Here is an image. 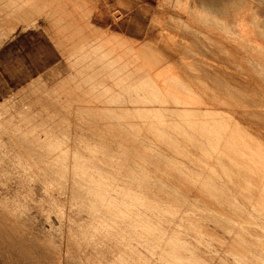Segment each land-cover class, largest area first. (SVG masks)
Returning a JSON list of instances; mask_svg holds the SVG:
<instances>
[{
    "label": "rangeland",
    "instance_id": "1",
    "mask_svg": "<svg viewBox=\"0 0 264 264\" xmlns=\"http://www.w3.org/2000/svg\"><path fill=\"white\" fill-rule=\"evenodd\" d=\"M22 1L23 4L20 3ZM25 1L17 0V2L14 3L15 0H9V1L0 0V9H1L0 17L3 16L2 18H0V264H238L240 263V256L243 264H246V262L247 261L249 262L250 260H252V262L251 261L249 263L247 262L248 264L250 263L252 264L253 262H254L253 264L255 263L257 264L258 263L257 259H252V258H256V256L259 259V262L264 263L262 262L264 260L262 261L260 260V259H264V255L261 254L264 253V246H261L262 244H264V238H262L264 236H261L264 235L261 234L262 231H264V223H262L264 222V218H262L264 217L262 216L264 214L262 213L260 214L258 212L257 214L255 209L254 210L251 209L254 206L253 205H252L253 207L250 206L251 205L250 201L249 203H247L248 201L245 202V200H248L247 198L249 195L247 194L248 191L246 190L247 191L246 193L245 191L240 190L243 187L242 188L238 187L240 191L237 189V186H235L234 188L233 187L234 182L231 181V178L227 177L228 179H226V175L223 174L224 171L221 169V165L215 160L209 161L208 166H211V169H209L210 167L208 166L207 169L206 165L202 166L204 164L203 161L198 162V158L201 155V149L198 150L197 149L198 147L193 146V144H191L193 141L192 138H189L188 140V135L196 134L195 131L185 130V132H182L180 131V129L170 130L168 133L171 134L173 138H177L179 141L178 146H172L169 144L170 143L169 139L166 138L161 139V137L159 136L156 137L155 134H153L152 130H150L152 126H159L157 123H155V121L156 120L158 121V119L164 120L166 123L165 126L167 127L170 125L176 126L178 124V126H184V129H186L187 126L183 124L184 122L182 123L183 118L188 119L189 117L192 116L193 117L195 116V118H197V116L199 115H200L199 118H201L202 115L204 117V113H206L205 114L206 116H209L207 115L208 114L207 110L206 111L204 110L202 114H195V115L192 114V116H190L191 113L187 115L184 114L185 116L184 115L182 116L180 114L177 115L172 114L171 116L166 113H163V115H161L160 118V115L157 114V117H155L156 120H154L155 118L152 117L156 116V113L155 115L154 113H149V114L140 113L139 114L140 116L139 115L136 116L133 113L130 114L123 113L122 115V111L118 108H115L116 109L115 111L112 110L109 111V113H106L108 112V110L104 108L105 106H112V104L113 106L117 104L119 105L123 104L125 106L130 107V105L132 106L134 103L132 101H131L132 104L128 103L130 102L127 95L128 93L129 94L137 93L140 95L142 94L144 95V93H146L145 96L152 95L154 89L152 87L156 83L157 84L154 87L156 88L157 87L159 88L160 86L162 87L159 88V90H161L160 92L157 89L158 91L156 90L157 92L155 93L153 92V95L158 94L159 96L160 94H162L167 90L166 95L167 93L168 95L171 94L169 97H166L169 98L167 99V102L171 99V101L168 102L170 104L173 102L172 99H174L171 96L173 94L177 95V93L175 92H178L179 97L181 95L184 96L182 97L181 100H183V98L186 97L187 99L185 98L184 100L185 101L187 100L189 102L190 99H192L191 100L192 105L194 103L193 100L197 101L198 103L201 101V100L199 101L198 99L201 98L203 101L202 103L201 102L198 103V105L199 104L201 106L204 105L205 107V104L207 103L206 101H204L206 100L205 99L206 92L208 93L210 92V96L208 99H210L211 96L214 98V95L217 93L216 92L217 89L211 86V84L212 85L214 84L212 83L211 79L202 80L205 77L202 74H200L199 71V69L202 66L203 67L205 66L204 69H207L208 67L207 70L212 69L216 76L220 75L219 77L221 76L223 77L226 73L225 71H229V72L235 71L236 74L233 73L235 74L234 77L236 78L240 77L238 78V82H240L239 79L243 84L247 83L246 81H248V83L245 84V87L247 89L248 87L251 89L253 85L255 91L259 90L260 88L259 93L262 94V92H264V75H262L264 74V72H262V70H264V66H262L264 65V58H262L264 57V43H262L264 42L262 41L264 40V0H234L235 6H233L234 10L232 11L213 9L211 7H208L204 0H175V2L174 0H40V1L27 0V4H25L26 3ZM7 3L11 5L8 7ZM2 6L5 8L3 9ZM14 6L22 7V8L17 9L16 7V11H15L13 9L15 8ZM98 9H101L102 12L105 14V15L103 14L104 16L101 18H99V16H97L96 18L95 12ZM13 11L15 13H13ZM232 14L237 15L236 18H234V21L232 20L233 18L231 17ZM110 23H112L111 27L108 26V24ZM173 34H175L176 36ZM220 44L222 45L221 47ZM185 47H186L185 53L187 50V53L188 54L190 53L191 55H188L187 53H186L187 55L181 54L182 52H184ZM8 49L10 50L9 53H8ZM163 52L171 53L172 56L167 60L164 58L165 59L164 60L163 58H161V55L162 56L163 54L165 55V53ZM184 55L187 57H183ZM146 58L148 59V61H146L147 60ZM154 58H156L157 61H155ZM160 58H161V62L158 61V59ZM206 61L208 64L206 63ZM148 62L150 64H148ZM225 62L226 64L228 63L227 64L228 66L225 65ZM257 62L258 64H256ZM226 68H228V70ZM222 69L223 71L225 69V71L223 72ZM255 70H257V72ZM164 71L166 72L164 73ZM215 71L216 72L218 71V73L220 72V74L216 73ZM221 71L223 72L224 75H222ZM127 72H129L131 76H129ZM143 73H146L147 75L146 74L144 75ZM172 74L174 77L172 76ZM226 74H228V72ZM26 75H27V81L25 82L23 81L21 84H18L19 80L24 79ZM124 75L127 76L124 77ZM231 75L232 74L230 73L229 75L230 78L228 75L226 78L224 76L223 82L224 79L227 78L232 82L235 78L233 79V76L231 77ZM194 77L195 78L199 77L201 80L200 81L197 80L194 83L193 82ZM146 78L147 80L150 81L152 80V82L149 83L150 81L148 82ZM163 78L165 79V81H163ZM185 78H187L188 80H186ZM124 79L126 80L125 81L126 83L124 82ZM153 79H155L154 82ZM156 79L158 80L156 81ZM176 79L181 80V82L179 80L176 81ZM184 79L189 82H185ZM228 79L227 82H229L230 84V81ZM242 79L245 82H243ZM170 80H175V81L171 82ZM249 80L252 83L251 85L249 84L250 83ZM118 81H120L121 83ZM138 81L142 83L139 84ZM204 81H206V83L208 84V88H206L207 84L205 85ZM182 82L185 83L183 84ZM209 82H211V84ZM186 83H189L190 85ZM201 83L204 84L203 87H205L206 90L208 91L204 92L205 90L203 89V87H201L203 85V84L201 85ZM242 83H240L241 84L240 88H242L241 90L239 86L238 87L235 86L236 84H234L235 89L233 87L232 90H230L232 84L228 85L227 83H225V85L229 86L228 87L229 91L231 92L233 91L232 94H234V90H237L238 92L236 91L237 93L234 94L236 96L238 95V93L239 96L245 94V96L242 95V97L244 98L242 101L245 100L244 103L247 104L248 101H246L245 98H248V96L246 97V95L249 96L251 95L249 98H252L253 97L252 95L256 96L257 92H255L253 88L251 89V91H254L256 94L249 91L250 89L243 90V88L245 87ZM185 84L189 85L188 90H186V88L184 87ZM115 85H117L118 87ZM142 85L144 88L142 87ZM246 85H250L251 87L250 86L247 87ZM176 86H178V88L180 89L179 91L182 94L178 91V88ZM190 86H192V88ZM209 86H211L213 90H211L210 89L211 87ZM255 86L257 87L260 86V87L257 88ZM163 87H165L166 89L165 88L163 89ZM189 87L191 88V90ZM199 87L202 88L203 90H199L200 89ZM129 88L131 90H129L128 92L127 89ZM168 88H171L170 91ZM172 88L174 89L173 90L174 92L172 91ZM214 89H215V93H213ZM133 90L134 92L131 93V91ZM162 90L164 91L162 92ZM193 93L196 95L194 96ZM203 93L205 94L203 95ZM208 93H207V97H208ZM211 93H213L214 95L213 94L211 95ZM125 94L127 95V97ZM222 94H226V93L223 92ZM162 95L165 96V94ZM218 95L219 96H216V99L221 102L215 101V98L214 99L212 98L213 100L211 99L210 100L213 102L215 101L218 105L220 103L222 106V103L224 102L226 96L223 98L224 95L223 96L220 94ZM164 96H162V98ZM259 96H256L257 98L256 100H258L259 98L260 101L259 100L258 101L264 103V101H262L264 100V96L261 95L262 98ZM108 97L109 100H107ZM119 97L120 98L123 97L124 99L123 98L122 99L124 100L125 103ZM160 97L158 99L163 100ZM166 98L164 97L165 101ZM210 100H208V104H206V107L210 106L211 111H209V113L213 112L214 116L216 115V117L219 118L222 117L221 115L218 116L219 113H224L225 108L229 106V105L225 106L226 102L227 103L231 102L228 101L227 99L226 102L223 103L222 106L223 108L221 107L222 109H220L219 108L220 106L217 105L216 108H219L220 109L219 110L213 108L215 107L216 104L211 103L212 105L214 104V106L209 104V102H211ZM229 100H232L231 103L234 102L233 101L234 99L229 98ZM252 101L253 100H251V102ZM156 103L158 102L156 101ZM197 103L194 104L196 105ZM238 103H242V102H238ZM244 103H242L243 105L241 104L240 106L241 108L244 107L245 105ZM254 103L252 102V104H254L256 108L258 107L257 109L256 108L255 109L260 112V113L258 112L257 115L264 112V111L261 112V110L259 109L260 105H261L260 108L264 105L260 103L257 106V103L256 102ZM80 104L83 107H81ZM252 104L249 105V107L251 106L252 108L253 106ZM195 105L192 106L193 107L192 108L188 104V106L192 108L191 110L196 109ZM78 108H80L82 111L80 109L79 110L81 112L78 111ZM245 108H247L248 110L247 106ZM251 108L249 109L252 112L249 113L252 114H249L248 112H246L248 114L246 113L245 114L246 117L248 115L252 119V116H254L253 114L254 111H255L254 118L256 117V110L253 108H252L253 110H251ZM206 109H209V107ZM228 109H226L227 112ZM86 110H88V112L90 113H88ZM215 110H219L220 112ZM241 110L244 111V109ZM94 111L96 112V114ZM227 112H225L222 115L224 117L225 116L227 117L228 114H230V113L227 114ZM87 115L88 117H86ZM76 116L80 118H77ZM116 116L118 117L120 116V117L118 118ZM233 116L234 115H232V117ZM261 116H264V114H261ZM237 117H239L238 114ZM262 118L264 117H261L258 120L259 121L258 122L256 120L257 119L256 117L255 121L258 122V124H260L264 122ZM75 119L78 120L76 121ZM80 119L82 120L80 121ZM84 119L90 121L87 120L84 121ZM142 119L144 120L142 121ZM72 121L76 122L77 124L75 125V123H73ZM83 122H85V124H83ZM87 123L88 125L90 124L92 125L93 123H95L96 126L100 127V131H97L96 134H92V132L91 134H89L90 133L89 131H87L88 132L87 133L82 129L83 130L82 133L85 134L86 132L85 134L86 136L84 137L83 134H82L83 136L81 134H77L81 130H78L76 126L78 124L80 126L82 125L84 126L87 125ZM110 124H113L114 127L116 126L117 129H121L123 132L114 131V129H112L113 125H111V127L108 126ZM74 126L75 129H73ZM136 126H138V128ZM105 127H107L108 130L107 128L105 129ZM76 129L78 130V132L76 131ZM99 132L100 135L97 136ZM89 135L91 137H89ZM242 135L243 134H241L240 138L243 140L246 139V142L249 141L248 143H251V145L256 143H257L256 145H258L260 143V141L258 143L257 140H254L256 138H253L249 135L248 136L247 135L242 136ZM80 136L82 138L84 137V140H81L82 142L80 141L77 142L78 140L81 139ZM249 137H251L250 139L252 141L249 139ZM86 138L88 139L92 138V139L88 140L89 142H87L85 141ZM93 138L96 141L99 140L98 142L101 144L97 146L96 145L97 142H95ZM108 138L110 139L109 141ZM100 140H102V142ZM105 140H107L108 142L107 141L105 142ZM253 140L254 143H252ZM259 140H262V137ZM84 141L86 142V144L90 142H91L90 144H92L95 142L94 146L97 147L98 150L97 148H94L93 145H91L93 146L92 147L93 149L91 148L90 150H88L87 148L91 146L89 144V146L87 147L88 144L87 145L84 144ZM134 142H136V144ZM77 143L78 144L81 143L80 147L82 149L80 148V150H83V148L85 149L86 147L87 149L86 151L88 152V154L92 153L94 157L96 156V154L99 155L100 153L101 156L99 155V157L102 158L103 161L98 156H97L98 158L95 159L93 158L92 155L91 156L88 155L89 157L83 156V154H85L86 152L85 150H83L82 152L79 150L81 153H79V151L78 153H74L79 148V146L77 148ZM82 143L85 146H83ZM262 143H260L261 146L260 145L257 146L258 147L256 148L257 151L253 147H250L251 150L253 151L251 152L252 155L253 154L256 155V157L253 155L255 157L254 159L257 158L256 160L264 159V156H262L264 155V153H262L264 152V146H262ZM191 145L193 148L191 147ZM116 146L119 148H117ZM145 147L146 148L149 147V148L146 149ZM204 147L207 148L205 144ZM122 148L127 150V152L124 151ZM72 149L73 150L77 149V150L76 151L74 150L73 152ZM61 150H63L64 152ZM102 150L104 153L107 152V156L102 152ZM260 150H262V152ZM59 151L62 154L59 153ZM93 152H99V153L94 154ZM255 152H257V154ZM135 153L139 155L137 156ZM75 154H81V156ZM215 154L216 153L214 152L212 155L215 157L216 156ZM108 155H111V157H115V159L110 158V156ZM184 155L188 158V160ZM219 155L221 156L222 154L219 152ZM258 155L259 158L257 157ZM65 156L68 158V160ZM82 156L84 157V159ZM62 157L64 159H62ZM137 157L140 159H138ZM72 158H74L75 160L74 159L71 160ZM60 159L62 160V162L64 160V162L62 163ZM156 159H158V161ZM162 160H165L163 161L165 164L161 163ZM148 161L151 164L150 163L147 164ZM214 161L216 162L215 165L213 163ZM72 162L74 164H72ZM80 162H81V166L83 165L84 162L85 166L84 165L82 166L84 167V169L78 166L75 167L77 164L80 165ZM93 162L94 163L96 162L97 165L96 163L94 165ZM105 162H107L108 166L107 165L105 166L106 164ZM166 163H169L170 165L167 164L166 166ZM176 163H178L180 166H177L178 164ZM110 164L111 167L113 165L112 168L115 167L116 169L115 168L112 169L110 167ZM218 164L220 165V167L218 166ZM168 166L178 169L176 170L173 168L170 170ZM254 166L256 167L258 166V168H260L261 164L256 162ZM107 167L109 168L110 174L109 172H106L108 170H105L108 169ZM73 168H74V172L77 171V174L80 175L82 178L80 176H76L77 174L72 171ZM204 168H206V170ZM135 169L137 170L140 169L139 170L140 173L137 172ZM144 169L147 172H145ZM117 170L123 172V174ZM175 170L178 172L180 171L181 178L183 179L186 178L184 180H186L187 183L184 182V180H182L181 178L177 179V177L175 178L174 176H172V173L173 174L178 173L175 172ZM209 170L211 171V173ZM91 171H93V173ZM112 171L113 173L114 171H117V173L113 174ZM213 171L214 172L216 171V175L214 174ZM221 171L223 173H221ZM99 173L103 175L101 176ZM118 173L120 176L117 175ZM72 174H75L77 180L79 177V179L81 178L82 181L79 180L78 182L76 179H74V176ZM105 174L108 177V179L105 176ZM222 174L225 176H223ZM103 176H105L106 179ZM217 176L219 177L217 178ZM119 177L122 178L120 179ZM189 177L192 178L193 180L189 179ZM123 178L125 181L122 180ZM148 179L149 181L151 180L150 182L152 183V184L149 183V186L147 183L149 182ZM154 179L157 180L158 184ZM74 180L76 181V183H80L81 181V184H84L87 190L81 184L80 187L79 186L76 187L75 185H79V184H76ZM84 180H87L88 183L87 181ZM117 180L121 182L119 181L117 182ZM129 180L130 182H128V184L131 187H128L127 184V181ZM181 180L184 184L185 183L186 184L185 185L181 184L182 183ZM122 181L124 182V184L122 183ZM152 181L155 182L153 183ZM210 181L211 183L212 182L218 184L220 183L221 185L220 184L219 185L224 190L229 192L228 195L229 197L228 196L225 197V199L227 198L228 201L227 203L226 201L224 202L225 204L223 203L224 196H221L218 193L213 194L215 195L213 197L212 195L208 196V197L210 196L212 197V198L211 197L208 198L209 200L211 199L212 201L215 200L213 202L209 201L213 203L212 205L207 204V202L204 203V200H202L201 197H199L198 194L202 193L201 190L199 189L203 188L201 187L202 186L201 182L204 184L206 182L210 183ZM188 182L191 184L189 186L190 189L188 186L186 187V185H189ZM125 183L127 187L125 186ZM139 183L141 184L142 187L139 185ZM155 183L159 186V188L158 186L156 187ZM150 184L153 186H150ZM163 184L165 186H163ZM89 185L90 187L94 185L92 187L93 189L97 187L96 185L98 186L100 185L101 188L104 186V188L101 189L99 192L97 190L100 186L97 187L96 189V192L98 193L97 195V193H95V190H94L95 194L91 193V191L93 192V190H91L90 187H87ZM105 185L107 188L105 187ZM161 186L164 187L163 190ZM78 187L80 189L82 188L85 189L87 192L90 189L89 193L88 194L85 193V194L89 195L91 193L89 195L91 198L86 195L85 196L88 200L84 198L85 197L84 194H81L83 192L80 191ZM170 188L172 189V191H170L171 190ZM184 188L187 190H185ZM176 189H178V191ZM255 189L259 190V188H255ZM114 190H116L117 193L114 192ZM125 190L127 192H129L130 190L131 191L127 193ZM157 190L161 192L163 195H161V193H158ZM233 190L239 192L240 196L238 193L234 192ZM76 191H78V193L79 192L81 193L78 194ZM175 191L176 192L181 191L183 196L186 194L185 198H183L182 195L180 196L179 193H177L178 194L177 195ZM185 191L187 192L185 193ZM193 191H197L198 194L195 195L194 193L196 192L193 193ZM173 192L176 194V196L175 194H173ZM245 193L247 195H245ZM99 194L101 195V197ZM134 194L137 196V197L135 196L137 200L135 199ZM139 195H141L140 198ZM190 195L192 196L189 198ZM194 195L196 196V198ZM236 195H238V197ZM92 196L95 197V199L92 200L93 198ZM119 196L122 197L120 200H119ZM157 196L160 198V200H158ZM241 196H243L244 198L246 197L247 199L246 198L244 199ZM96 197H98L100 203L97 202L99 200L98 199L96 200ZM108 197H111L110 198L111 201L114 200V202L106 201V199L109 200ZM197 197H199V199ZM148 198H149V203L147 201ZM191 198L192 200L190 203V201L187 199H191ZM218 198L221 199V200L219 199L221 203L219 202ZM250 198H252L251 202L252 201L254 202V203L252 202V204H255L256 198L255 199L253 197ZM126 199H128V201H126ZM167 199L168 200L170 199V201H168ZM200 199L203 202H201ZM230 199L232 200L234 199V201H231ZM90 200L95 202H92ZM154 200L158 201L159 203L155 202ZM132 201H134V203H132ZM91 202L93 205L90 204ZM105 202H107L108 205ZM135 202H137V204ZM178 202L180 204H176ZM193 202H196L197 204L199 203V205ZM218 202L220 203V205L217 204ZM232 202H234L233 203L234 205L232 204ZM87 203L88 205H90L89 207L92 206L93 209L87 207L88 206ZM94 203H96L97 205ZM111 203L114 204L112 205ZM147 203L149 206H147ZM200 203L201 204L203 203L202 206ZM190 204L197 205V210L199 206V210H205L208 212L204 213L205 211L204 212L200 211L199 213V210L196 211L195 209L194 211L193 208L195 207V205L191 206ZM214 204H217L218 207L216 205L214 206ZM247 204L251 208L248 207ZM152 205H153V209H151L152 207L150 208V206ZM207 205H209L208 207L213 206L215 209L222 207V209L220 208V210L223 213L228 212L229 209L228 207H230L229 209L230 211L234 208V210H237L240 213L241 212L244 213L237 215L240 217L239 218L236 216V214H238L237 211L235 212L233 210L232 212L236 213L235 214L236 217H234L232 212H228L229 214L228 213L227 214L229 215V218L228 215H226L227 216L226 219L225 216L226 213L222 214V212L219 211V209H216L222 215H224L226 221L232 218L234 220L236 218L238 221L237 222L235 220L236 221L235 223L233 222L234 220H230L227 222L223 220L224 222H222L221 220L220 221L216 220V218L214 217L215 214L217 213V211H215L214 208L210 207L203 209L204 207H207ZM225 205L228 206L225 207ZM97 206H99V209L101 211L98 209ZM103 206H105L104 209L107 206H108L107 209L109 208V206L113 207V209L109 208V210L106 212H109L110 209L115 210V211H111V213L110 212L107 213L106 214L107 216L103 214L105 217H107L109 221L112 220L110 223L108 220H106L104 216L101 215L102 213H105V210L104 212H102ZM224 207L225 209H223ZM94 208L96 212H93ZM211 208L216 213H214V211L212 212ZM91 209L93 210L92 212ZM156 209H158L159 212ZM164 210L165 212H163ZM210 210L211 212L209 213ZM219 212L216 215V217L219 219L223 218L222 215H219ZM208 213L211 214L214 218H211L212 216H210ZM230 213H232L231 215H233L231 216L232 218L230 217ZM115 214L116 216L119 215L121 217L117 216L116 218L113 216ZM245 214L246 216H248L247 218L249 217L251 218V219L249 218L250 222L248 219H247L248 221L246 220V217H244ZM108 216L117 219L118 223H115L117 221L109 218ZM241 216L244 217L245 219L244 218L242 219ZM97 217L99 218V220H97L98 219ZM129 217L131 219L133 218V220L131 221ZM179 217L180 218L182 217L181 223ZM203 218L205 219V221ZM206 219L208 220L206 221ZM121 220L122 221L124 220L123 222L125 223L123 224L122 222L121 224L120 223ZM240 220L241 221L243 220L244 222L241 223ZM101 221L103 222L105 221L106 223L105 222L101 223ZM259 221L262 222L259 223ZM248 222L251 224H249ZM186 223L189 225V227L185 226L187 225ZM198 223L200 225L199 227H197ZM119 224L126 226H121ZM214 224H216V226ZM191 225L194 227V229L193 227L191 228ZM229 225L230 227L231 226L234 227L229 228ZM253 225H255V228ZM135 226H137L139 229H136L137 227ZM151 226L153 229L157 228L159 232H155L158 230H153ZM243 226L244 227L246 226L247 228L249 227V229H251V232H249V229L247 228L245 230ZM257 226L259 228H257ZM117 227L120 229H118ZM126 227L127 228L129 227V229L130 227H132L134 230L133 229L129 230ZM241 227L243 228L241 229ZM200 229L202 230L198 231ZM258 229L259 230L262 229L260 230L261 232H258L260 233L259 236L255 234L256 231H258ZM142 230L144 232L145 230H147L144 236H143L144 233L142 232L140 233V231ZM244 230L246 231V233ZM137 231L139 236L137 235ZM148 231L152 233H149ZM121 232L124 234H122ZM234 232L236 234L235 236L233 235ZM241 232L242 234H244V236L241 234ZM171 233L172 235L174 234V238L171 235ZM206 234H208L209 237ZM149 235L152 237V239L154 240L159 239L161 241L155 240L156 241L155 242L152 239H149L148 237ZM245 235L246 236L251 235L252 237L249 236L251 239L247 237L249 239L247 240ZM140 236L144 237L146 242L142 238H140ZM175 236L177 237L175 238ZM238 236L240 239L238 238ZM256 237L257 238L260 237L261 240L255 239V241L257 240V242H254L253 240ZM242 238H245L246 242L243 239L244 240L243 243L242 242L243 240H241ZM163 239L165 241V244L163 242ZM150 241L151 243H147ZM180 241L182 242V245ZM152 243L153 245L154 244L156 245L153 246L151 245ZM166 245H168L169 248ZM229 246L231 247L229 248ZM252 246L257 248V251ZM224 247L226 248V250ZM240 247H242L243 249ZM244 248H246L245 252H244ZM163 249L165 252L163 251ZM235 249L240 250V252H238L237 250L235 251ZM232 250L233 252H231ZM167 252L169 253V255L167 254ZM170 253H172L174 256H171L172 254ZM157 254L159 255V257H163V256L164 257L158 260ZM236 254H238L239 257H237ZM250 256L253 257L251 258ZM244 257L246 260L243 259ZM237 258H239V260ZM234 261L236 263H234Z\"/></svg>",
    "mask_w": 264,
    "mask_h": 264
},
{
    "label": "bare ground",
    "instance_id": "2",
    "mask_svg": "<svg viewBox=\"0 0 264 264\" xmlns=\"http://www.w3.org/2000/svg\"><path fill=\"white\" fill-rule=\"evenodd\" d=\"M7 1H9V0H7ZM25 1V0H24ZM30 1V0H29ZM32 1V0H31ZM40 1V0H39ZM205 1V3L207 4V6L208 7H211V8H213V9H216V10H234V7L233 6H235V2H234V0H230V1H228V0H204ZM13 2V1H12ZM17 2V0H15V2L14 3H16ZM26 2V3H25ZM24 3L25 4H27V0L25 1ZM174 2H175V0H174ZM194 2V1H193ZM20 3H22L23 4V1L22 2H20ZM41 3V2H40ZM43 3V2H42ZM47 3V2H46ZM8 4V3H7ZM25 4H24V7H25ZM31 4V3H30ZM4 5V4H3ZM11 4H8V7L10 6ZM14 5V4H13ZM17 5V4H16ZM18 5H20V4H18ZM78 5V4H77ZM80 5V4H79ZM31 6V5H30ZM178 6V5H177ZM3 7V6H2ZM6 7H7V5H6ZM15 8H13L15 11H16V7L17 6H14ZM5 7H3V9H4ZM21 9L22 7H17V9ZM79 8V7H78ZM1 10V9H0ZM23 10H24V8H23ZM26 11V10H25ZM191 12V11H190ZM13 13H15L14 11H13ZM18 13V12H17ZM114 13H117V12H114ZM10 14H11V11H10ZM21 14H22V12H21ZM8 15H9V13H8ZM16 15V14H15ZM18 15H20V14H18ZM114 15V14H113ZM116 15V14H115ZM236 14H232L231 15V17L233 18L232 20L234 21V18H236ZM3 17V16H2ZM2 17H0V18H2ZM246 17V16H245ZM4 19V18H3ZM175 19V18H174ZM196 22H197V20H196ZM4 23H6V22H4ZM202 23V22H201ZM216 23V22H215ZM203 24V23H202ZM211 26V25H210ZM165 30V29H164ZM185 30V29H184ZM175 31V30H174ZM217 32V31H216ZM173 33V32H172ZM219 33H221V32H219ZM259 33V32H258ZM161 35H162V33H161ZM173 35H175V34H173ZM178 35H179V33H178ZM186 35V34H185ZM195 35V34H194ZM216 35V34H215ZM226 35V34H225ZM249 35V34H248ZM176 36V35H175ZM199 36V35H198ZM253 36V35H252ZM178 37V36H177ZM183 37V36H182ZM260 37V36H259ZM184 38V37H183ZM226 38V37H225ZM228 38V37H227ZM233 38V37H232ZM255 38V37H254ZM261 38V37H260ZM176 39V38H175ZM181 39V38H180ZM185 39V38H184ZM191 39V38H190ZM196 39V38H195ZM205 39V38H204ZM230 39V38H229ZM262 39V38H261ZM169 41V40H168ZM223 41V40H222ZM262 41H264V40H262ZM191 42V41H190ZM192 42H193V40H192ZM202 42V41H201ZM204 42V41H203ZM205 42H207V41H205ZM210 42V41H209ZM171 43V42H170ZM169 43V44H170ZM262 43H264V42H262ZM166 44V43H165ZM172 44V43H171ZM178 44V43H177ZM182 44V43H181ZM183 44H184V42H183ZM187 44V43H186ZM204 44V43H203ZM232 44H233V42H232ZM193 45H194V43H193ZM197 45V44H196ZM186 46V45H185ZM222 45L220 44V47H221ZM161 47V46H160ZM176 47V46H175ZM182 47H183V45H182ZM182 47H180V48H182ZM219 47V46H218ZM151 48V47H150ZM174 48V47H173ZM188 48V47H187ZM194 48V47H193ZM170 49V48H169ZM176 49V48H175ZM185 49H186V47L184 48V52H182L181 54H185V55H187L188 53H187V50H186V53H185ZM195 49V48H194ZM204 49V48H203ZM223 49V48H222ZM262 49V48H261ZM159 50V49H158ZM157 50V51H158ZM172 50V49H171ZM182 50V49H181ZM189 50V49H188ZM215 50V49H214ZM141 51V50H140ZM163 51V50H162ZM166 51V50H165ZM199 51V50H198ZM205 51V50H204ZM247 51V50H246ZM250 51H252V50H250ZM142 52V51H141ZM189 52V51H188ZM191 52V51H190ZM200 52V51H199ZM160 53V52H159ZM163 53H165V55L163 54ZM162 54H163V56L161 55V58H165L166 60L168 59V58H170L172 55H171V53H167V52H163ZM179 53H180V51H179ZM192 53V52H191ZM203 53V52H202ZM207 53H208V51H207ZM240 53V52H239ZM255 53H256V51H255ZM180 54V55H181ZM194 54V53H193ZM221 54V53H220ZM223 54V53H222ZM237 54V53H236ZM155 55V54H154ZM183 56V57H187V56ZM188 55H191L190 53L188 54ZM252 55V54H251ZM150 56V55H149ZM200 56V55H199ZM233 56V55H232ZM261 56H262V54H261ZM260 56V57H261ZM156 57V56H155ZM210 57V56H209ZM216 57V56H215ZM159 58V57H158ZM161 58L160 59H158V61H160L161 62ZM196 58V57H195ZM251 58V57H250ZM262 58H264V57H262ZM147 59V58H146ZM155 59V61H157V59L156 58H154ZM164 59V60H165ZM180 59V58H179ZM191 59V58H190ZM202 59V58H201ZM209 59V58H208ZM222 59V58H221ZM150 60V59H149ZM163 60V61H164ZM172 60V59H171ZM182 60V59H181ZM192 60V59H191ZM204 60V59H203ZM231 60V59H230ZM248 60V59H247ZM259 60V59H258ZM146 61H148V59L146 60ZM145 61V62H146ZM205 61V60H204ZM212 61V60H211ZM181 62V61H180ZM220 62V61H219ZM243 62V61H242ZM147 63V62H146ZM164 63V62H163ZM203 63V62H202ZM206 63H207V61H206ZM148 64H150L149 62H148ZM182 64V63H181ZM208 64V63H207ZM228 64V63H227ZM226 64V62H225V65H227ZM233 64V63H232ZM253 64V63H252ZM256 64H258V62L256 63ZM158 65V64H157ZM161 65H162V63H161ZM179 65V64H178ZM177 65V66H178ZM188 65V64H187ZM197 65V64H196ZM222 65V64H221ZM234 65V64H233ZM174 66V65H173ZM190 66V65H189ZM219 66V65H218ZM228 66V65H227ZM230 66V65H229ZM258 66H260V65H258ZM262 66H264V65H262ZM261 66V67H262ZM162 67H164V66H162ZM161 67V68H162ZM166 67H168V66H166ZM165 67V68H166ZM186 67V66H185ZM188 67V66H187ZM205 67V66H204ZM204 67L202 66L200 69H199V71H200V74H202L203 76H205L202 80H204V79H207V80H209V79H211V81H212V83H214L213 85L211 84V82H209L210 84H211V86L213 87V88H215V89H217L216 90V94L214 95L213 93H215V89H214V92L213 93H211V95L213 94L214 95V98H215V101H217V102H221V101H219V100H217L216 99V96H219L218 94H220V95H224L223 96V98L226 96V98H225V100H224V102H226V100L228 99V101H231L232 102V100H229V98H231V99H234L233 101V103H227L226 102V104H225V106H228L227 108H225V111H224V113L225 112H227L226 111V109H230V111H229V109H228V112H227V114L228 113H230L231 114V116H230V114H228V116L226 117H224L222 114H224V113H219V115L218 116H222V117H216V115L214 116V113L213 112H210L209 113V111H211V107L210 106H207L206 107V104H208V100H213L214 98L211 96L210 97V99H208L209 98V96H210V92L208 93V92H206V91H208V90H206V88H208V84L206 83V81H204V83H205V85H206V88L205 87H203L204 86V84L203 83H201V87H203V89L205 90L204 92H206V95H205V99L206 100H204V101H206L207 103L205 104V107L206 108H208L209 107V109H206L205 107H204V102H203V106H201L200 104L198 105V103H202V99L200 98V99H198L200 102H198L197 103V101H194L193 100V102L194 103H197L196 105L193 103V105H192V103H191V100L192 99H190V101L188 102L187 100V102L184 100L185 98H183V100H181L182 99V97H184V96H182L181 94V92L179 91L180 89L178 88V86H176L177 88H178V91L181 93L180 95V97H179V95H178V92H175V93H177V95L176 94H173L171 97L172 98H174V99H172L173 100V102L170 104V103H168V102H170L171 101V99L167 102V99H169V98H166V97H169L170 95H168V93H167V95H166V92H167V90L165 91V92H163L164 90H162V94H165V96L164 95H162V94H160L161 95V97H160V95L158 96V94H156V95H153V92L155 93V92H157L158 90H159V88L160 87H162V86H160L159 88L157 87H154L155 85H153V84H151V85H153V87L152 88H154L153 89V92H152V95H149V96H145V94L146 93H144V95L142 94V95H140V94H137V93H132V92H134V90L133 91H131V93L132 94H129L128 92H129V90H131L130 88L129 89H127L128 90V98H129V100H130V102H128V103H131V101L134 103L132 106L130 105V107H128V106H125V105H123V104H121V105H119V104H117V105H115V106H113V104H112V106H105L104 108H106L107 110H108V112H106V113H109V111H115L116 109L115 108H118V109H120L121 111H122V115H123V113H126V114H130V113H133V114H135L136 116L137 115H139L140 113H145V114H149V113H154V115H155V113H156V116H154V117H152V118H155V117H157V114L158 115H160V118H161V115H163V113H166V114H168V115H171L172 116V114L173 115H177V114H180V115H184V114H190V116H192V114H202L203 113V111L205 110H207V115H209V116H206L205 114L206 113H204V117H203V115H202V117L201 118H199V116H197V118H195V116L192 118V117H189L188 119H184L183 118V120H182V123L183 124H185L187 127H186V129H184V126H178V124L176 125V126H174V125H170V126H165L166 125V123H165V121L164 120H161V119H158V121L156 120V118L154 119V120H156L155 121V123H157L159 126H152L151 127V129L150 130H152V132H153V134H155V136L157 137V136H159V137H161V139L162 138H166V139H169L170 141V145H172V146H178L179 145V141H178V139L177 138H173V136L171 135V134H169L168 132L170 131V130H174V129H180V131H182V132H185V130H191V131H195L196 132V134H189L188 135V140H189V138H192L193 139V141H192V143L191 144H193V146H196V147H198L197 149L199 150V149H201V155L199 156V158H198V162H201V161H203L204 162V164L202 165V166H205L206 165V168H207V166L209 165V161H211V160H215L216 162H218L220 165H221V169L224 171V173L221 171V173H223V174H225L226 175V179H228V178H231V181L232 182H234L233 184V187L235 188V186H237V189L239 190V188L238 187H243L242 189H240V190H243V191H245L246 193H247V191H248V193L247 194H249L248 195V200H245V202H247V203H249V201H250V203H251V205L250 206H252L253 208H251L250 206H248V204H247V206L248 207H250L251 209H255V211H256V213L258 212V213H262V214H264V165H262V164H264V159H262V160H260V159H258V160H256V159H254L255 157H256V155H252V153L251 152H253L252 150H251V148L250 147H253L255 150H256V148H258L257 146L258 145H260V143H262V142H264V141H262V140H264V131H262V130H264V122H262V123H260V124H258V120L261 118V117H264V116H261V114H264V112H262V111H264V109H262V108H264V106H262L261 108H260V106H259V109L261 110V114H259V115H257V113L259 112L258 110H256L257 108L254 106V102H256L257 103V106L261 103V102H259L260 100H259V98H258V100H256L257 98H256V96H259V97H261L262 98V96H264V92H262V94L261 93H259V90H260V88H259V90H257V91H255V89L253 88V85H252V88L254 89V91L255 92H257V94L254 92V91H251V89L248 87V86H250L252 83L250 82V80H249V84L250 85H246L247 87H248V89L245 87V84H247L248 83V81H246L247 83H245V84H243L242 82H241V80L239 79V81L240 82H238V78H240V77H238V78H236V77H234V75L236 74L235 73V71L234 72H229V71H225V69H224V71L227 73L228 72V74H226L225 73V75L223 74V69H222V71H221V73H222V75H224L225 76V78L227 77V75L229 76L230 75V73L232 74L231 75V77L233 76V79L235 80V82H234V80L231 82V80H229L228 78V80L230 81V84H232L231 85V89L230 90H232V88L234 87V89H235V86H239V88H240V86H241V84L240 83H242L243 85H244V87L245 88H243V90L244 89H246V90H249V91H251V92H253V93H255L256 94V96H254V95H252L253 97V99L252 98H249L250 96L249 95H246V97L248 96V98H245L246 99V101H248L247 102V104L246 103H244V101H242L244 98L242 97V95H244L245 96V94H242V91H241V96H239V93H238V95L236 96V95H234L235 93H237L238 91L237 90H234V94H232V92L231 91H229L228 90V85H230L229 84V82H227V79H224V82L225 83H227L228 85L226 86L225 85V83L223 82V78H224V76L222 77H219L220 75H215V73H214V71L212 70V69H209V70H207L208 69V67H207V69H204ZM209 67H210V65H209ZM239 67V66H238ZM237 67V68H238ZM252 67V66H251ZM151 68V67H150ZM176 68V67H175ZM190 68V67H189ZM221 68H222V66H221ZM236 68V67H235ZM154 69V68H153ZM182 69V68H181ZM216 69V68H215ZM227 70H228V68H226ZM253 69V68H252ZM255 69V68H254ZM259 69V68H258ZM261 69V68H260ZM121 70V69H120ZM122 70H124V69H122ZM149 70V69H148ZM164 70H166V69H164ZM211 70H212V72H211ZM126 71V70H125ZM159 71V70H158ZM190 71V70H189ZM220 71V70H219ZM253 71V70H252ZM256 72H257V70H255ZM166 71H164V73H165ZM182 72V71H181ZM216 72V71H215ZM241 72V71H240ZM261 72V71H260ZM262 72H264V70H262ZM184 73V72H183ZM214 73V74H213ZM216 73H218V71L216 72ZM233 73H235V74H233ZM127 74L129 75V76H131L130 75V73L129 72H127ZM144 75L146 74V73H143ZM175 74V73H174ZM177 74V73H176ZM179 74V73H178ZM181 74V73H180ZM218 74H220V72L218 73ZM242 74V73H241ZM136 75V74H135ZM138 75V74H137ZM143 75V76H144ZM147 75V74H146ZM188 75V74H187ZM199 75V74H198ZM238 75H240V74H238ZM244 75V74H243ZM242 75V76H243ZM262 75H264V74H262ZM127 76V75H126ZM125 75H124V77H126ZM162 76V75H161ZM172 76H173V74H172ZM195 76V75H194ZM201 76V75H200ZM241 76V77H242ZM258 76H259V74H258ZM174 77V76H173ZM179 77H180V75H179ZM192 77V76H191ZM196 77V76H195ZM194 77V80H193V82L195 83L197 80L198 81H200L201 79L199 78V77H197V78H195ZM130 78V77H129ZM147 78H148V76H147ZM147 78H146V80H147ZM159 78V77H158ZM172 78V77H171ZM187 78H189V77H187ZM187 78H185L186 80H188ZM220 78H222V79H220ZM229 78H230V76H229ZM248 78V77H247ZM246 78V79H247ZM261 78V77H260ZM133 79H135V78H133ZM160 79V78H159ZM168 79V78H167ZM174 79V78H173ZM181 79V78H180ZM184 79V81L185 82H189V81H186ZM193 79V78H192ZM254 79V78H253ZM127 80H128V78H127ZM135 80H137V79H135ZM154 80L155 79H153V82H154ZM158 79H156V81H157ZM169 80V79H168ZM179 79H176V81H178ZM226 80V81H225ZM243 80V79H242ZM123 81V80H122ZM126 80L124 79V82H125ZM134 81V80H133ZM140 81H142V80H140ZM148 82L150 81V80H147ZM159 81H161V80H159ZM163 81H165V79L163 78ZM162 81V82H163ZM171 82L172 81H175V80H170ZM169 81V82H170ZM180 82H181V80H179ZM118 82H120V81H118ZM139 82V81H138ZM137 82V83H138ZM152 82V80L149 82V83H151ZM179 82V83H180ZM185 82H182L183 84L185 83ZM202 82V81H201ZM234 82V83H233ZM243 82H245L244 80H243ZM255 82V81H254ZM121 83V82H120ZM126 83V82H125ZM142 83V82H141ZM140 82H139V84H141ZM147 83V82H146ZM167 83V82H166ZM176 83V82H175ZM193 83V84H194ZM199 83V82H198ZM237 83H238V85H237ZM118 84V83H117ZM144 84V83H143ZM173 84V83H172ZM177 84V83H176ZM186 84H189V83H186ZM185 84V85H186ZM234 84H236L235 86H234ZM240 84V85H239ZM161 85H162V83H161ZM184 85V87L186 88V90H188V86L190 85H186L185 86ZM200 85V84H199ZM198 85V86H199ZM242 85V86H243ZM115 86H117V85H115ZM131 86V85H130ZM135 86H136V84H135ZM145 86V85H144ZM170 86V85H169ZM171 86H173V85H171ZM211 86H209V87H211ZM118 87V86H117ZM134 87V86H133ZM142 87H143V85H142ZM150 87V86H149ZM180 87H181V84H180ZM191 88H192V86H190ZM189 87V88H190ZM210 88L211 90H213V88ZM237 87H236V89H237ZM251 87V86H250ZM255 87H257V86H255ZM258 87H260V86H258ZM257 87V88H258ZM125 88H126V85H125ZM135 88V87H134ZM144 88V87H143ZM151 88V89H152ZM165 87H163V89H164ZM191 88H190V90H191ZM196 88V87H195ZM198 88V87H197ZM200 88V87H199ZM239 88H238V90H239ZM142 89V88H141ZM149 89V88H148ZM158 89V90H157ZM166 89V88H165ZM169 89V91H170V89L171 88H168ZM182 89V88H181ZM202 88H200L199 90H203ZM242 88H240V90H241ZM122 90V89H121ZM124 90V89H123ZM140 90V89H139ZM157 90V91H156ZM174 89L172 88V91H173ZM210 90V91H211ZM246 90H245V92H246ZM105 91V90H104ZM161 90H159V92H160ZM176 91H177V89H176ZM193 91H195V90H193ZM197 91V90H196ZM237 91V92H236ZM124 92V91H123ZM139 92H141V91H139ZM144 92V91H143ZM174 92V91H173ZM184 92V91H183ZM190 92V91H189ZM223 92H225L226 94H222ZM240 92V91H239ZM248 92V91H247ZM261 92V91H260ZM150 93V92H149ZM200 93V92H199ZM207 93H208V97H207ZM252 93V94H253ZM125 94V95H126ZM148 94V93H147ZM187 94V93H186ZM194 94V93H193ZM192 94V95H193ZM205 93H203V95H204ZM247 94H249V93H247ZM117 95V94H116ZM127 95H126V97H127ZM184 95V94H183ZM196 94H194V96H195ZM201 95V94H200ZM262 95V96H261ZM162 96H164L165 98H166V101L164 100V97L162 98ZM190 96V95H189ZM229 98H228V97ZM161 98V99H163V100H159L158 98ZM180 99H179V98ZM191 97V96H190ZM197 97V96H196ZM221 97V96H220ZM220 97H218V98H220ZM120 98V97H119ZM123 97H121L120 99H122ZM213 98V99H212ZM242 98V99H241ZM112 99V98H111ZM110 99V100H111ZM124 99V98H123ZM122 99V100H123ZM151 101H150V100ZM153 99V100H152ZM187 99V98H186ZM208 99V100H207ZM222 99V98H221ZM247 99H249V100H247ZM253 100L252 102L254 103V104H252V102H251V100ZM107 100H109V97H108V99ZM210 100V101H211ZM239 100H241V101H239ZM256 100V101H255ZM262 100V99H261ZM120 101V100H119ZM156 101L158 102V103H156ZM213 102V101H211V102H209V104L210 105H212L211 103H214V104H216L215 105V107H213V108H215V109H222L223 107V103H222V106H221V104L219 103V105L216 103V102ZM251 103H250V102ZM262 101H264V100H262ZM121 102V101H120ZM123 102H124V100H123ZM238 102H242V103H244L245 105H244V107L243 108H241L240 106H241V104L242 103H238ZM258 102H259V104H258ZM125 103V102H124ZM250 103V104H249ZM132 104V103H131ZM188 104H189V106L190 107H192V106H196V109H193V110H191L192 108H190L189 106H188ZM191 104V105H190ZM214 104L212 105V106H214ZM253 105L254 106V108H253V106H252V108L253 109H255L256 110V117H257V119H256V117L254 118V116H255V111L253 112V114H254V116H252V115H250V116H252V119L247 115V117H246V114H248L249 112H252V111H250V109L249 108H251V106L249 107V105ZM262 105H264V103H261ZM217 105L218 106H220L219 108H216L217 107ZM243 105V104H242ZM256 105V104H255ZM80 106H81V104H80ZM85 106V105H84ZM104 106V105H103ZM224 106V107H225ZM248 107V110H247V108H245V107ZM81 107H83V106H81ZM80 107V108H81ZM87 107V106H86ZM93 107V106H92ZM222 107V108H221ZM80 108H78V111H80L81 109ZM85 108V107H84ZM103 108V109H104ZM195 108V107H194ZM204 108V109H203ZM240 108V109H239ZM251 108V110H253ZM75 109H76V107H75ZM80 109V110H79ZM90 109V108H89ZM117 109V110H118ZM219 109V110H220ZM241 109H244V111H242ZM83 110V109H82ZM81 110V111H82ZM85 110V109H84ZM219 110H215V111H219ZM77 111V110H76ZM80 111V112H81ZM87 112H88V110H86ZM213 111H214V109H213ZM84 112V111H83ZM82 112V113H83ZM95 112V111H94ZM93 112V113H94ZM220 112V111H219ZM222 112V111H221ZM242 112V113H241ZM246 112H248V113H246ZM88 113H90V112H88ZM92 113V112H91ZM111 113V112H110ZM245 114V117H244V114ZM260 113V112H259ZM95 114H96V112H95ZM226 114V115H227ZM236 114V115H235ZM237 114L239 115V117H237ZM241 114V115H240ZM249 114H252V113H249ZM80 115V114H79ZM89 115V114H88ZM88 115L86 116V117H88ZM115 115V114H114ZM121 115V116H122ZM142 115V114H141ZM150 115H152V114H150ZM211 115V116H210ZM232 115H234L233 117H232ZM99 116H101V115H99ZM140 116V115H139ZM146 116V115H145ZM166 116V115H165ZM181 116V117H182ZM185 116V115H184ZM206 116V117H205ZM77 117V116H76ZM82 117V116H81ZM103 117H104V115H103ZM116 117H118V116H116ZM120 117V116H119ZM118 117V118H119ZM149 117H151V116H149ZM175 117V116H174ZM181 117H180V119H181ZM231 117V118H230ZM258 117H260V118H258ZM77 118H80V117H77ZM84 118V117H83ZM90 118V117H89ZM95 118H96V116H95ZM176 118V117H175ZM190 118H192V119H190ZM236 119V120H234V119ZM254 118V119H253ZM99 119V118H98ZM101 119H102V117H101ZM109 119V118H108ZM134 119V118H133ZM147 119H148V117H147ZM163 119V118H162ZM172 119V118H171ZM179 119V120H180ZM255 119L258 121V122H256L255 121ZM76 120V119H75ZM74 120V121H75ZM78 120V119H77ZM76 120V121H77ZM82 119H80V121H81ZM85 120H87V119H84V121ZM144 119H142V121H143ZM262 120H264V118H262ZM87 121H90V120H87ZM146 121V120H145ZM151 121V120H150ZM73 122V121H72ZM92 122V121H91ZM256 122V123H255ZM260 122H261V120H260ZM73 123H75V125L77 124L76 122H73ZM129 123V122H128ZM181 123V122H180ZM80 124V123H79ZM77 125L76 126V128H78V130H81V131H79L78 132V130L76 129V131L78 132L77 134H83L84 135V137L86 136L85 134H86V132L87 131H89L90 133L89 134H91V132H92V134H96V132L97 131H100V127L99 126H96V124L95 123H93V124H95V125H88V123H87V125H82V126H80V125ZM83 124H85V122H83ZM125 124V123H124ZM169 124V123H168ZM102 125V124H101ZM111 125H113V124H110V125H108V126H110L111 127ZM130 125V124H129ZM150 125V124H149ZM160 125H162V126H160ZM73 126V125H72ZM126 126V125H125ZM189 126V127H188ZM130 127V126H129ZM137 128H138V126H136ZM146 127V126H145ZM149 127V126H148ZM73 128V127H72ZM107 127H105V129H106ZM119 128H120V126H119ZM123 128V127H122ZM150 128V127H149ZM68 129V128H67ZM73 129H75V126H74V128ZM84 131H86L85 132V134L84 133H82L83 132V130ZM110 129V128H109ZM112 129H114V131H122L121 129H117L116 128V126L114 127V125H113V128ZM134 129V128H133ZM107 130H108V128H107ZM136 130V129H135ZM65 131V130H64ZM72 131H74V130H72ZM103 131V130H102ZM111 131V130H110ZM126 131V130H125ZM131 131V130H130ZM146 131H148V130H146ZM81 132V133H80ZM123 132V131H122ZM63 133V132H62ZM88 133V132H87ZM128 133V132H127ZM50 134V133H49ZM76 134V135H77ZM114 134V133H113ZM124 134V133H123ZM185 134V133H184ZM188 134V133H187ZM241 134H243L242 136H244V135H249V136H251V137H253V138H256V139H254V140H257V142L259 143V141H260V143L258 144V145H256V144H253V145H251V143H248V142H246V139H241L240 138V136H241ZM56 135V134H55ZM61 135V134H60ZM59 135V136H60ZM82 135V136H83ZM100 135V132L98 133V135L97 136H99ZM116 135V134H115ZM186 135V134H185ZM70 136V135H69ZM88 136V135H87ZM94 136V135H93ZM92 136V137H93ZM106 136V135H105ZM109 136V135H108ZM114 136V135H113ZM142 136V135H141ZM187 136V135H186ZM53 137V136H52ZM81 137V136H80ZM80 137H78V138H80ZM84 137L82 138L81 137V139L80 140H78L77 142H82L81 140H84ZM89 137H91L90 135H89ZM128 137V136H127ZM179 137V136H178ZM251 137H249V139L251 138ZM262 137V140H259L260 138ZM77 138V139H78ZM99 138V137H98ZM101 138V137H100ZM102 138H104V137H102ZM107 138V137H106ZM252 138V139H253ZM53 139V138H52ZM74 139H75V137H74ZM87 139V140H86ZM85 139V141H87V142H89L88 140H90V139H92V138H90V139H88V138H86ZM129 139V138H128ZM134 139V138H133ZM136 139V138H135ZM67 140V139H66ZM93 140H94V138H93ZM98 140V139H97ZM104 140V139H103ZM110 139L108 138V141H109ZM139 140V139H138ZM181 140V139H180ZM251 140V139H250ZM254 140H253V142L252 143H254ZM65 141V140H64ZM84 141V144H86V142ZM92 141V140H91ZM95 142H97L96 143V145L98 146V145H100L101 143H99L98 141H96V140H94ZM101 142H102V140H100ZM107 140H105V142H106ZM107 141V142H108ZM123 141V140H122ZM135 141H137V140H135ZM165 141V140H164ZM252 141V140H251ZM94 142V143H95ZM125 142V141H124ZM142 142V141H141ZM76 143V142H75ZM91 143V142H90ZM90 143H87L86 145H87V147L89 146V144ZM94 143H92V144H90V146L91 145H95ZM111 143V142H110ZM135 144H136V142H134ZM189 143H190V141H189ZM73 144V143H72ZM80 144L81 143H77V148H78V146H79V148H78V150L76 151L75 149V151L76 152H74V150H73V152L74 153H78V151L80 150ZM83 144V143H82ZM83 144V146H85ZM150 144V143H149ZM164 144V143H163ZM204 144L206 145V147L207 148H205L204 147ZM112 145H114V144H112ZM117 145V144H116ZM189 145V144H188ZM82 146V145H81ZM93 146H91V147H89V148H87L88 150H90ZM152 146H154V145H152ZM171 146V147H172ZM261 146V145H260ZM259 146V147H260ZM262 146H264V143H262ZM102 147H104V146H102ZM115 147V146H114ZM117 147V146H116ZM191 147H192V145H191ZM66 148H67V146H66ZM94 148H97V147H95L94 146ZM111 148H112V146H111ZM117 148H119V147H117ZM141 148H143V147H141ZM146 148V147H145ZM149 148V147H148ZM148 148H146V149H148ZM174 148V147H173ZM193 148V147H192ZM261 148V147H260ZM62 149V148H61ZM64 149V148H63ZM82 149V148H81ZM86 149V147H85V149L83 148V150H87ZM93 149V148H92ZM116 149V148H115ZM124 151H126L127 152V150H125L124 148H122ZM121 149V150H122ZM140 149V148H139ZM182 149V148H181ZM250 149V150H249ZM253 149V150H254ZM83 150H80L81 152L83 151ZM97 150H98V148H97ZM143 150V149H142ZM259 150V149H258ZM61 151H63V150H61ZM79 151V153H81ZM92 151V150H91ZM96 151V150H95ZM149 151V150H148ZM181 151V150H180ZM257 151V150H256ZM261 152H262V150H260ZM53 152H55V151H53ZM64 152V151H63ZM66 152V151H65ZM90 152V151H89ZM102 152H103V150H102ZM114 152V151H113ZM154 152V151H153ZM156 152V151H155ZM185 152V151H184ZM216 153L215 155V157L212 155L213 153ZM219 152L222 154L221 156L219 155ZM59 153H61L60 151H59ZM86 153H87V155H86ZM94 154L95 153H99V152H93ZM104 153V152H103ZM256 154H257V152H255ZM262 153H264V152H262ZM62 154V153H61ZM83 154V153H82ZM102 154V153H101ZM104 154H106V156H107V152H105ZM128 154V153H127ZM136 154V153H135ZM200 154V153H199ZM218 154V155H217ZM258 154H260V153H258ZM55 155V154H54ZM60 155V154H59ZM74 155V154H73ZM75 155H80L81 156V154H75ZM91 156L92 155V153H89L88 154V152L86 151L85 152V154H83V156ZM99 155H100V153H99ZM99 155H97L96 154V156L94 157L93 155V158L95 159V158H98L99 157ZM130 155H131V153H130ZM137 156L139 155V154H136ZM153 155V154H152ZM175 155H178V154H175ZM63 156V155H62ZM79 156V157H80ZM82 156V157H83ZM88 156V157H89ZM98 156V157H97ZM101 156V155H100ZM108 156H110V158H114L115 159V157H111V155H108ZM117 156V155H116ZM134 156V155H133ZM156 156V155H155ZM158 156V155H157ZM185 156V155H184ZM262 156H264V155H262ZM66 157V156H65ZM103 157V156H102ZM130 157V156H129ZM135 157V156H134ZM140 157V156H139ZM153 157V156H152ZM163 157H165V156H163ZM186 157V156H185ZM211 157H214V158H211ZM258 158H259V155L257 156ZM67 158V157H66ZM65 158V159H66ZM92 158V157H91ZM100 158V157H99ZM131 158H132V156H131ZM138 158V157H137ZM145 158V157H144ZM151 158V157H150ZM155 158V157H154ZM170 158H172V157H170ZM184 158V157H183ZM187 158V157H186ZM197 158V157H196ZM62 159H64L63 157H62ZM74 158H72L71 160H73ZM83 159H84V157H83ZM87 159V158H86ZM85 159V160H86ZM94 159H93V161H94ZM102 161H103V159L102 158H100ZM138 159H140V158H138ZM159 159V158H158ZM158 159H156L157 161H158ZM61 160V159H60ZM59 160V161H60ZM67 160H68V158H67ZM75 160V159H74ZM89 160V159H88ZM97 160H99V159H97ZM100 160V161H101ZM165 160H166V158H165ZM165 160H162V162L161 163H164L163 161H165ZM171 160V159H170ZM187 160H188V158H187ZM196 160V159H195ZM99 161V162H100ZM104 161H106V160H104ZM159 161H161V160H159ZM174 161V160H173ZM192 161V160H191ZM213 162L214 163V165L216 164V162ZM61 162H62V160H61ZM63 162H64V160H63ZM62 162V163H63ZM74 162V161H73ZM72 162V164H74ZM90 162H91V159H90ZM134 162V161H133ZM137 162V161H136ZM145 162H146V160H145ZM256 162H258V163H260L261 164V166H260V168H258V166L256 167V166H254L255 164H256ZM77 163V162H76ZM79 163V162H78ZM94 163V162H93ZM96 163V162H95ZM95 163H94V165H95ZM106 164H105V166L107 165V162H105ZM150 162L148 161L147 162V164H149ZM160 163V162H159ZM172 163V162H171ZM254 163V164H253ZM151 164V163H150ZM165 164V163H164ZM167 164H169V163H166V166H167ZM176 164H178V163H176ZM190 164V163H189ZM218 164V166L220 167V165ZM253 164V165H252ZM76 165V164H75ZM83 165L85 166V164H84V162H83ZM82 165V166H83ZM87 165V164H86ZM96 165H97V163H96ZM103 165H104V163H103ZM133 165V164H132ZM170 165V164H169ZM184 165V164H183ZM81 167V168H83L84 169V167H82L81 166V162H80V165L79 164H77L75 167ZM90 166V165H89ZM98 166H99V164H98ZM108 166V165H107ZM135 166V165H134ZM173 166V165H172ZM177 166H180L179 164L177 165ZM110 167H111V164H110ZM112 167H113V165H112ZM111 167V168H112ZM126 167H128V166H126ZM136 167V166H135ZM135 167H133V168H135ZM140 167V166H139ZM183 167V166H182ZM208 167H210L209 169H211V166H208ZM64 168V167H63ZM62 168V169H63ZM101 168H104V167H101ZM108 168V167H107ZM115 168V167H114ZM114 168H112V169H114ZM124 168V167H123ZM137 168V167H136ZM142 168H143V166H142ZM142 168H140V169H142ZM168 168L171 170V169H173L172 167H169L168 166ZM189 168V167H188ZM206 168H204L205 170H206ZM66 169H67V166H66ZM76 169V168H75ZM88 169V168H87ZM116 169V168H115ZM126 169V168H125ZM128 169H130V168H128ZM127 169V170H128ZM139 169V170H140ZM174 169H176V168H174ZM178 169V168H177ZM176 169V170H177ZM198 169H200V168H198ZM208 169V168H207ZM213 169V168H212ZM220 169V170H221ZM104 170V169H103ZM105 170H108V171H106V172H109V168L108 169H105ZM111 170V169H110ZM137 172H139V170H137V169H135ZM145 170V169H144ZM175 170V172H178V171H176ZM184 170H185V168H184ZM219 170V171H220ZM73 172H74V168H73V170H72ZM71 171V172H72ZM81 171V170H80ZM80 171H78V172H80ZM84 171V170H83ZM96 171V170H95ZM117 171H119V170H117ZM117 171H114V173H117ZM125 171V170H124ZM129 171V170H128ZM127 171V172H128ZM167 171V170H166ZM172 171H174V170H172ZM210 171V170H209ZM208 171V172H209ZM72 172V173H73ZM92 173H93V171H91ZM90 172V173H91ZM119 172H121V171H119ZM126 172V171H125ZM131 172H133V171H131ZM143 172V171H142ZM145 172H147L146 170H145ZM159 172V171H158ZM169 172V171H168ZM214 172V171H213ZM74 173H76L77 174V171L76 172H74ZM85 173V172H84ZM88 173V172H87ZM86 173V174H87ZM112 173H113V171H112ZM112 173H111V175H112ZM113 173V174H114ZM122 174H123V172H121ZM140 173V172H139ZM183 173V172H182ZM210 173H211V171H210ZM85 174V175H86ZM100 174V173H99ZM109 174H110V172H109ZM126 174V173H125ZM124 174V175H125ZM130 174V173H129ZM136 174V173H135ZM150 174V173H149ZM153 174V173H152ZM180 171L178 172V173H172V176H174L175 178L177 177V179L179 178H181V176H180ZM191 174V173H190ZM214 174L216 175V171L214 172ZM222 174V175H223ZM73 176H74V179H76V177H75V174H72ZM96 175V174H95ZM101 175V174H100ZM103 175V174H102ZM101 175V176H102ZM116 175V174H115ZM115 175H113V176H115ZM117 175H119V173L117 174ZM127 175V174H126ZM185 175V174H184ZM218 175V174H217ZM225 175H223V176H225ZM72 176V177H73ZM76 176H80V175H76ZM90 176V175H89ZM105 176H106V174H105ZM105 176H103L104 178H105ZM120 176V175H119ZM183 176V175H182ZM193 176H194V174H193ZM81 177V176H80ZM102 177V178H103ZM107 177V176H106ZM111 177V176H110ZM109 177V178H110ZM115 177H117V176H115ZM151 177H153V176H151ZM174 177H173V179H174ZM185 177V176H184ZM198 177V176H197ZM219 176H217V178H218ZM228 177V178H227ZM82 178V177H81ZM79 179V177H78V182H79V180H81L82 181V179ZM120 178V177H119ZM122 178V177H121ZM120 178V179H121ZM128 178V177H127ZM146 178V177H145ZM194 178H195V176H194ZM208 178V177H207ZM206 178V179H207ZM225 178V177H224ZM83 179H84V176H83ZM106 179V178H105ZM107 179H108V177H107ZM115 179H117V178H115ZM115 179H113V180H115ZM144 179V178H143ZM182 180H184V179H186V178H181ZM189 179H192V178H190L189 177ZM198 179V178H197ZM202 179V178H201ZM123 181H125L124 180V178L122 179ZM142 180V179H141ZM155 180V179H154ZM160 180V179H159ZM182 180H181V182H182ZM193 180V179H192ZM199 180H200V178H199ZM220 180V179H219ZM75 181V180H74ZM81 181H80V183H76V181H75V183L76 184H79V185H75L76 187L77 186H79L80 187V184H81ZM84 181H87V180H84ZM101 181H104V180H101ZM108 181V180H107ZM110 181V180H109ZM119 180H117V182H118ZM122 181V183L124 184V182ZM148 181H149V179H148ZM151 181V180H150ZM147 182L148 183V186H149V183H151V182ZM156 182H157V180H155ZM154 181V182H155ZM202 181H205V180H202ZM207 181V180H206ZM230 181V180H229ZM229 181H227V182H229ZM94 182V181H93ZM106 182V181H105ZM119 182H121V181H119ZM128 182H130V180L129 181H127V184H128ZM136 182V181H135ZM153 182V181H152ZM153 182V183H154ZM163 182V181H162ZM180 182V181H179ZM180 182V183H181ZM184 182H186V180H184ZM190 182V181H189ZM188 182V184L189 185H186V187L188 186H190L191 184ZM195 182V181H194ZM87 183H88V181H87ZM121 183V184H122ZM132 183V182H131ZM138 183V182H137ZM147 183H145V184H147ZM176 183V182H175ZM187 183V182H186ZM185 183V184H186ZM229 183H231V182H229ZM86 184V183H85ZM122 184V185H123ZM152 184V183H151ZM150 184V186H153V185H151ZM157 184H158V182H157ZM156 183H155V185H156V187L158 186ZM160 184V183H159ZM165 184H166V182H165ZM177 184V183H176ZM181 184H183V185H185L183 182L181 183ZM199 184V183H198ZM201 184H202V186L201 187H203L202 189L200 188L199 190H201V194L199 193L198 194V192L197 191H193V193L194 192H196V193H194L195 195H199V197H201V199L202 200H204V203L205 202H207V204H213V203H211V202H209V201H212V199L211 200H209L208 198H210V197H208L209 195H212V197L213 196H215V195H213V194H220L221 196H224V200H223V203L226 201V203L228 202L227 201V198L225 199V197H227L228 195H229V192L228 191H226V190H224L218 183H211V181H210V183H202L201 182ZM82 186H84V184H81ZM95 185V184H94ZM93 185V186H94ZM134 185V184H133ZM139 185L141 186V184L139 183ZM143 185V184H142ZM175 185V184H174ZM173 185V186H174ZM200 185V184H199ZM231 185V184H230ZM74 186V187H75ZM93 186H91L90 187V185L89 186H87V187H90V189L91 190H93V192L91 191V193H93V194H95V193H97L96 192V189H97V187H99L98 185H96L97 187L95 188V189H93L92 187ZM125 186H126V183H125ZM163 186H165L164 184H163ZM168 186V185H167ZM166 186V187H167ZM195 186H197V185H195ZM78 187V188H79ZM105 187H106V185H105ZM119 187V186H118ZM127 187V186H126ZM128 187H131L129 184H128ZM142 187V186H141ZM143 187H145V186H143ZM162 187V186H161ZM193 187V186H192ZM84 188H85V186H84ZM104 188V186L101 188V186L98 188V190L97 191H99L100 192V190L101 189H103ZM107 188V187H106ZM105 188V189H106ZM114 188V187H113ZM115 188H117V187H115ZM158 188H159V186H158ZM163 188L164 187H162V190H163ZM175 188V187H174ZM199 188V187H198ZM197 188V189H198ZM227 188V187H226ZM255 188H259V190H256ZM74 189H76V188H74ZM80 189V188H79ZM83 189V188H82ZM80 189V191H82L83 193H81V192H79V193H81V194H84V196L86 195V196H88V197H90L89 195L91 194H89V195H87L88 193H89V191H90V189H89V191L87 192L86 190H87V188H85V189ZM120 189H121V187H120ZM138 189V188H137ZM157 189V188H156ZM155 189V190H156ZM171 189V188H170ZM170 189H168V190H170ZM179 189V188H178ZM178 189H176L177 191H178ZM183 189V188H182ZM185 189V188H184ZM189 189H190V187H189ZM192 189V188H191ZM94 190H95V193H94ZM113 190V189H112ZM117 190V189H116ZM116 190H114V192H116ZM127 190V189H126ZM125 190V191H126ZM165 190V189H164ZM167 190V189H166ZM185 190H187V189H185ZM239 190V191H240ZM247 190V191H246ZM75 191V190H74ZM105 191V190H104ZM129 191V190H128ZM131 191V190H130ZM129 191V192H130ZM141 191V190H140ZM158 191V190H157ZM170 191H172V189L170 190ZM169 191V192H170ZM234 191V190H233ZM77 193H78V191H76ZM122 192H123V190H122ZM122 192H121V195H122ZM127 192V191H126ZM129 192H127V193H129ZM134 192V191H133ZM132 192V193H133ZM165 192V191H164ZM187 191H185V193H186ZM234 192H236V193H238L239 194V196H240V193L239 192H237V191H234ZM78 193V194H79ZM85 193H87V194H85ZM110 193H112V192H110ZM117 193V192H116ZM120 193V192H119ZM158 193H161V192H159L158 191ZM172 193V192H171ZM175 193L177 194V193H179V195L181 196L182 195V192L181 191H179V192H176L175 191ZM174 192H173V194H175ZM244 193V192H243ZM245 193V195H247ZM105 194V193H104ZM125 194V193H124ZM138 194V193H137ZM176 194H175V196H176ZM206 194V195H205ZM97 195H98V193H97ZM100 195V194H99ZM106 195V194H105ZM119 195V194H118ZM161 195H163L162 193H161ZM160 195V196H161ZM178 195V194H177ZM186 195V194H185ZM185 195L183 196V198H185ZM188 195H189V193H188ZM187 195V196H188ZM193 195V194H192ZM192 195H190L189 196V198L192 196ZM194 195V196H195ZM234 195V194H233ZM256 195V196H255ZM83 196V197H84ZM86 196L84 197V198H86ZM133 196V195H132ZM136 195L134 194V197H135ZM140 196L141 195H139V198H140ZM154 196V195H153ZM237 197H238V195H236ZM255 196V197H254ZM81 197V196H80ZM82 197V198H83ZM93 197V196H92ZM100 197H101V195H100ZM103 197V196H102ZM112 197V196H111ZM111 197H108L109 198V200H107L106 199V201H111ZM133 197V198H134ZM137 197V196H136ZM136 197H135V199H136ZM158 197V196H157ZM166 197V196H165ZM179 197V196H178ZM199 197H197L198 199H199ZM211 197V198H212ZM229 197V196H228ZM231 197V196H230ZM242 198H244L243 196H241ZM240 197V198H241ZM250 197H253L255 200H256V203L255 204H252V202H251V199L252 198H250ZM91 198V197H90ZM122 197L121 196H119V200L121 199ZM128 198V197H127ZM156 198V197H155ZM176 198V197H175ZM180 198H182V197H180ZM179 198V199H180ZM195 198H196V196H195ZM221 198V197H220ZM220 198H218V200L220 199ZM233 198V197H232ZM246 198V197H245ZM244 198V199H245ZM246 198V199H247ZM87 199V198H86ZM85 199V200H86ZM93 199H95V197H93L92 198V200ZM98 199V197H96V200ZM125 199V198H124ZM200 199V200H201ZM214 199V198H213ZM216 199V198H215ZM88 200V199H87ZM92 200H90V201H92ZM99 200V199H98ZM116 200V199H115ZM137 200V199H136ZM151 200V199H150ZM158 200H160V198L158 197ZM168 200V199H167ZM181 200V199H180ZM187 200H189L190 201V203H191V200H192V198L191 199H187ZM196 200V199H195ZM201 200V202H203ZM217 200V201H218ZM221 200V199H220ZM220 200H219V202H220ZM231 201H234V199L232 200V199H230ZM90 201H88V202H90ZM126 201H128V199H126ZM148 203H149V198H148ZM155 201V200H154ZM168 201H170V199L168 200ZM213 201H215V200H213ZM212 201V202H213ZM244 201V200H243ZM86 202V201H85ZM92 202H95V201H92ZM92 202L90 203L91 205H93L92 204ZM97 202H99L100 203V200L99 201H97ZM96 202V203H97ZM111 202H114V200L113 201H111ZM155 202H158V201H155ZM163 202V201H162ZM165 202V201H164ZM175 202V201H174ZM182 202V201H181ZM186 202V201H185ZM198 202V201H197ZM217 203V204H219L220 205V203ZM230 202V201H229ZM241 202V201H240ZM83 203V202H82ZM96 203H94V204H96ZM105 203H107V202H105ZM104 203V204H105ZM132 203H134V201H132ZM136 204H137V202H135ZM144 203H146V202H144ZM148 203H147V206H149L148 205ZM159 203V202H158ZM166 203V202H165ZM173 203V202H172ZM193 203H196V202H193ZM231 203V202H230ZM234 202H232V204H233ZM254 203V202H253ZM112 204V203H111ZM114 204V203H113ZM112 204V205H113ZM116 204V203H115ZM139 204H141V203H139ZM152 204V203H151ZM150 204V205H151ZM175 204V203H174ZM176 204H180L179 202L178 203H176ZM197 204V203H196ZM201 204V203H200ZM203 204V203H202ZM202 204H201V206H202ZM217 204H214V206L216 205L217 207H218V205ZM225 204V203H224ZM86 205V204H85ZM87 205H88V203H87ZM86 205V206H87ZM97 205V204H96ZM96 205H94V206H96ZM100 205V204H99ZM107 205H108V203H107ZM110 205V204H109ZM191 205V204H190ZM192 205H195V204H192ZM191 205V206H192ZM197 205H199V203L197 204ZM197 205H195V207L193 208V210L195 209L196 211H198L199 210V206H198V210H197ZM234 205V204H233ZM90 205H88L87 207H89ZM106 206V205H105ZM105 206H103L102 207V212H104V210H105V213H100L102 216H107L106 214L107 213H111V211H115V210H111V209H113V207H110L109 206V208H111L110 209V211L109 212H106V211H108L109 210V208L107 209V207L104 209V207ZM121 206V205H120ZM123 206V205H122ZM137 206V205H136ZM141 206V205H140ZM175 206V205H174ZM205 206V205H204ZM203 206V207H204ZM209 205H207V207H201V208H203V209H206V208H210V207H212V208H214L213 206H210V207H208ZM222 206H224V205H222ZM228 205H225V207H227ZM229 206H231V205H229ZM243 206V205H242ZM98 207V209H99V206H97ZM117 207V206H116ZM125 207V206H124ZM152 207V208H151ZM155 207V206H154ZM181 207V206H180ZM225 207L223 208V209H225ZM235 207V206H234ZM238 207V206H237ZM241 207V206H240ZM89 208H92L93 209V207L91 206V207H89ZM126 208V207H125ZM150 208L151 209H153V205L152 206H150ZM164 208V207H163ZM211 208V209H212ZM221 209H222V207H220ZM220 208H216V209H219V211H221L220 210ZM229 209H230V207H228ZM233 208V207H232ZM91 209V212L93 211ZM107 209V210H106ZM116 209H118V208H116ZM215 209V208H214ZM215 209V211H217ZM227 209V208H226ZM228 209V212H232L233 210H234V208L230 211ZM237 209H239V208H237ZM241 209V208H240ZM100 210V209H99ZM156 210H158V209H156ZM194 210V211H195ZM253 210H251V211H253ZM90 211V210H89ZM101 211V210H100ZM100 211H98V212H100ZM126 211V210H125ZM200 211L202 212H204L205 210H199V213H200ZM214 210L212 209V212H213ZM214 211V213H216ZM219 211H217V213L215 214V218H216V220H221L222 222H224L223 220H225V217H224V215H222V214H224V213H226V212H222V214L219 212ZM235 212L237 211V210H234ZM242 211H243V209H242ZM254 211V212H255ZM93 212H96V210H95V208H94V211ZM119 212H120V210H119ZM158 212H159V210H158ZM163 212H165V210L163 211ZM168 212V211H167ZM206 212H208V211H205L204 213H206ZM211 212V210L209 211V213ZM218 212H219V215H222V217L223 218H217L216 217V215L218 214ZM227 212V213H228ZM233 213V215H234V217H236L237 215H240L241 213H244V212H238L237 211V213L238 214H236V213ZM114 213V212H113ZM112 213V214H113ZM117 213V212H116ZM170 213H172V212H170ZM184 213V212H183ZM208 213V214H209ZM225 214V216L226 215H228V214ZM232 213H230V217L231 216H233V215H231ZM257 213V214H258ZM94 214V213H93ZM96 214V213H95ZM99 214V215H100ZM104 214V215H103ZM111 214V215H112ZM130 214V213H129ZM169 214V213H168ZM173 214H174V212H173ZM213 214V213H212ZM235 214H236V216H235ZM100 215V216H101ZM109 215V214H108ZM152 215V214H151ZM171 215V214H170ZM177 215V214H176ZM210 216H212L211 214H209ZM248 215V214H247ZM93 216H95V215H93ZM104 216V217H105ZM114 217H116L117 218V216H119V215H117L116 216V214L115 215H113ZM124 216V215H123ZM175 216V215H174ZM182 216V215H181ZM191 216V215H190ZM203 216V215H202ZM201 216V217H202ZM207 216V215H206ZM256 216V215H255ZM262 216H264V215H262ZM109 217V216H108ZM119 217H121V216H119ZM119 217H118V219H119ZM162 217V216H161ZM188 217V216H187ZM199 217H200V214H199ZM204 217V216H203ZM213 216L211 217V218H214ZM221 217V216H220ZM237 217H239V216H237ZM242 217V216H241ZM244 217H246V220L248 219L249 220V218H247L248 216H246V214L244 215ZM244 217H242V219L244 218ZM98 218V217H97ZM97 218H95V219H97ZM103 218V217H102ZM106 218V220H108L107 219V217H105ZM109 218H111V217H109ZM124 218H127V217H124ZM130 218V217H129ZM163 218V217H162ZM180 218V217H179ZM182 218V217H181ZM180 218V223H181V219ZM228 218H229V215H228ZM232 218V217H231ZM240 218V217H239ZM262 218H264V217H262ZM111 219H113V220H115V221H117V222H115V223H118V220L117 219H114L113 217L111 218ZM131 219V218H130ZM142 219V218H141ZM184 219V218H183ZM204 219V218H203ZM226 219H227V216H226ZM245 219V218H244ZM251 219V218H250ZM97 220H99V218L97 219ZM102 220V219H101ZM129 220V219H128ZM133 220V218L131 219V221ZM165 220V219H164ZM187 220H190V219H187ZM208 219H206V221H207ZM230 220H234L233 218L232 219H228L227 221H230ZM235 220L237 221V219L235 218ZM233 221V222H235L236 223V221ZM239 220V219H238ZM245 220V221H246ZM247 220V221H248ZM253 220V219H252ZM109 221V220H108ZM112 220H110L109 221V223L111 222ZM124 221V220H123ZM122 220H121V224H122V222H123ZM135 221V220H134ZM178 221V220H177ZM204 221H205V219H204ZM210 221H211V219H210ZM219 221H217V222H219ZM226 221V220H225ZM226 221V222H227ZM241 221V220H240ZM258 221V220H257ZM99 222V221H98ZM103 221H101V223H102ZM105 222V221H104ZM103 222V223H104ZM114 222V221H113ZM216 222V221H215ZM221 222V223H222ZM238 222V221H237ZM244 221L242 220L241 221V223H243ZM249 222H250V220H249ZM248 222V223H249ZM252 222V221H251ZM260 222H262V221H259V223ZM106 223V222H105ZM125 222H123V224H124ZM232 223V222H231ZM255 223V222H254ZM253 223V224H254ZM262 223H264V222H262ZM261 223V224H262ZM121 224H119V225H121ZM126 224H129V223H126ZM170 224V223H169ZM187 224V223H186ZM197 224V223H196ZM223 224H225V223H223ZM228 224H229V222H228ZM245 224H246V222H245ZM249 224H251V223H249ZM113 225H115V224H113ZM132 225V224H131ZM134 225V224H133ZM148 225V224H147ZM213 225V224H212ZM215 226H216V224H214ZM227 225V224H226ZM232 225H234V224H232ZM243 225V224H242ZM256 225V224H255ZM255 225H253L254 226V228H255ZM101 226V225H100ZM104 226V225H103ZM109 226V225H108ZM107 226V227H108ZM121 226H126V225H121ZM130 226V225H129ZM186 227H189V225L187 224V225H185ZM200 225H199V223H198V226L197 227H199ZM228 226V225H227ZM241 226V225H240ZM252 226V225H251ZM105 227H106V225H105ZM135 227H137V226H135ZM193 226L191 225V228H192ZM202 227V226H201ZM234 227V226H233ZM232 226L230 227V225H229V228H233ZM244 227V226H243ZM243 227H241V229L243 228ZM111 228V227H110ZM118 228V227H117ZM123 228V227H122ZM125 228V227H124ZM127 228V227H126ZM148 228H150V227H148ZM151 228H152V226H151ZM178 228H179V226H178ZM235 228H237V227H235ZM245 228V230H246V226L244 227ZM257 228H259L258 226H257ZM118 229H120V228H118ZM127 229H129V227L127 228ZM130 229H133L132 227H130ZM129 229V230H130ZM136 229H139L138 227L136 228ZM153 229V228H152ZM193 229H194V227H193ZM196 229V228H195ZM239 229V228H238ZM247 229H249V227L247 228ZM134 230V229H133ZM144 230V229H143ZM140 231V233L142 232V233H144L143 234V236L145 235V232L147 231V230H145V232L144 231ZM153 230H158L157 228L156 229H153ZM153 230H152V232H153ZM169 230V229H168ZM202 229H200V230H198V231H201ZM220 230V229H219ZM240 230V229H239ZM244 230V231H245ZM254 230V229H253ZM257 230V229H256ZM260 230H262V229H260ZM259 229H258V231H256V235H258L259 236V234L260 233H258V232H261ZM115 231V230H114ZM122 231V230H121ZM197 231V232H198ZM225 231V230H224ZM241 231H243V230H241ZM255 231V230H254ZM119 232H120V230H119ZM123 232V231H122ZM121 232V233H122ZM132 232V231H131ZM130 232V233H131ZM149 233H152V232H150V231H148ZM155 232H159V230L158 231H155ZM162 232V231H161ZM171 232V231H170ZM211 232V231H210ZM249 232H251V229H249ZM117 233V232H116ZM133 233V232H132ZM173 233V232H172ZM172 233H171V235H172ZM204 233V232H203ZM207 233V232H206ZM245 233H246V231H245ZM254 233V232H253ZM258 233V234H257ZM122 234H124V233H122ZM178 234V233H177ZM199 234V233H198ZM209 234V233H208ZM208 234H206L207 236H208ZM212 234V233H211ZM241 234H242V232H241ZM261 234H264V231H262V233ZM137 235L139 236V234H138V231H137ZM148 235V234H147ZM146 235V236H147ZM155 235V234H154ZM159 235V234H158ZM179 235V234H178ZM233 235L235 236L236 234H235V232L233 233ZM239 235V234H238ZM243 236H244V234H242ZM161 236V235H160ZM173 236V238H174V234L172 235ZM242 236V237H243ZM246 236V235H245ZM249 236H251V235H248V236H246V238L247 237H249ZM253 236H255V235H253ZM261 236H264V235H261ZM260 236V237H261ZM109 237V236H108ZM135 237V236H134ZM133 237V238H134ZM149 237V239H152V237L149 235L148 236ZM151 237V238H150ZM154 237V236H153ZM168 237V236H167ZM177 236H175V238H176ZM209 237V236H208ZM214 237H215V235H214ZM241 237V236H240ZM252 237V236H251ZM254 238V242H257V240L255 241V239H258V240H261V238ZM111 238V237H110ZM139 238V237H138ZM140 238H142L145 242H146V240L144 239V237H141L140 236ZM139 238V239H140ZM146 238V237H145ZM157 238V237H156ZM217 238H218V236H217ZM217 238H215V239H217ZM220 238V237H219ZM238 238H239V236H238ZM250 238V237H249ZM262 238H264V237H262ZM130 239V238H129ZM209 239H211V238H209ZM240 239V238H239ZM245 240V242H246V239L245 238H242L241 240ZM251 239V238H250ZM131 240V239H130ZM141 240V239H140ZM148 240V239H147ZM153 241H155V240H158V241H161V240H159V239H152ZM244 240L242 241L243 243H244ZM247 240H249L248 238H247ZM168 241V240H167ZM213 241V240H212ZM233 241V240H232ZM156 242V241H155ZM154 242V243H155ZM163 242H164V244H165V241H164V239H163ZM162 242V243H163ZM169 242H170V240H169ZM178 242V241H177ZM181 242V241H180ZM179 242V243H180ZM195 242V241H194ZM221 242V241H220ZM249 242V241H248ZM147 243H151V241L150 242H147ZM172 243V242H171ZM170 243V244H171ZM158 244V243H157ZM167 244H168V242H167ZM183 244H185V243H183ZM220 244V243H219ZM234 244V243H233ZM247 244H249V243H247ZM250 244H251V242H250ZM253 244V243H252ZM151 245H153V243L151 244ZM154 245H156V244H154ZM153 245V246H154ZM181 245H182V242H181ZM186 245H188V244H186ZM200 245V244H199ZM226 245H228V244H226ZM230 245V244H229ZM232 245V244H231ZM238 245V244H237ZM114 246V245H113ZM163 246V245H162ZM162 246H161V248H162ZM167 247H168V245H166ZM180 246V245H179ZM221 246V245H220ZM219 246V247H220ZM259 246V245H258ZM257 246V247H258ZM261 246H264V244H262ZM156 247V246H155ZM165 247V246H164ZM163 247V248H164ZM166 247V248H167ZM181 247V246H180ZM227 247V246H226ZM231 246H229V248H230ZM253 248H255L254 246H252ZM150 248V247H149ZM169 248V247H168ZM171 248V247H170ZM184 248V247H183ZM225 248V247H224ZM233 248V247H232ZM235 248V247H234ZM240 248H242V247H240ZM240 248H238V249H240ZM249 248V247H248ZM243 249V248H242ZM242 249H240V250H242ZM256 249V251H257V248H255ZM166 250V249H165ZM206 250V249H205ZM225 250H226V248H225ZM237 249H235V251H236ZM240 250H237L238 252H240ZM245 250H246V248H244V252H245ZM260 250V249H259ZM262 250V249H261ZM163 251H164V249H163ZM168 251V250H167ZM121 252H122V249H121ZM165 252V251H164ZM231 252H233V250L231 251ZM160 253H162V252H160ZM176 253H178V252H176ZM229 253V252H228ZM248 253V252H247ZM251 253V252H250ZM259 253H260V251H259ZM258 253V254H259ZM167 254L169 255V253L167 252ZM167 254H164V255H167ZM170 254H172V253H170ZM233 254H235V253H233ZM241 254V253H240ZM262 255H264V253H261ZM158 255V254H157ZM226 255V254H225ZM232 255V254H231ZM237 255V257H239L238 256V254H236ZM243 255V254H242ZM250 255V254H249ZM253 255V254H252ZM161 256V255H160ZM171 256H174L173 254L171 255ZM254 256V255H253ZM252 256V257H253ZM256 256V255H255ZM158 257V260L159 259H161V258H163V257H159V255L157 256ZM176 257H178V256H176ZM231 257V256H230ZM251 257V256H250ZM251 257V258H252ZM181 258V257H180ZM247 258V257H246ZM249 258V257H248ZM176 259V258H175ZM238 260H239V258H237ZM243 259H245V257L243 258ZM252 259H257V261H258V263L260 264L261 262H259V259L257 258V256H256V258H252ZM155 260V259H154ZM177 260H178V258H177ZM180 260H183V259H180ZM187 260V259H186ZM191 260V259H190ZM246 260V259H245ZM261 261L262 260H264V259H260ZM251 262H252V260H250ZM249 261V262H250ZM254 261V260H253ZM256 261V260H255ZM158 262V261H157ZM165 262V261H164ZM180 262V261H179ZM248 262V261H247ZM246 262V264H248ZM262 262H264V261H262ZM172 263H173V261H172ZM175 263V262H174ZM228 263V262H227ZM234 263H236L235 261H234ZM238 263V262H237ZM240 263L241 264H243V262H242V259H241V256H240ZM240 263H238V264H240ZM254 263V262H253ZM252 263V264H253ZM257 263V264H258ZM251 264V263H250ZM256 264V263H255ZM261 264H264V263H261Z\"/></svg>",
    "mask_w": 264,
    "mask_h": 264
},
{
    "label": "crops",
    "instance_id": "3",
    "mask_svg": "<svg viewBox=\"0 0 264 264\" xmlns=\"http://www.w3.org/2000/svg\"><path fill=\"white\" fill-rule=\"evenodd\" d=\"M96 14V18H97V16H99V18H101V17H103L105 14L102 12V10L101 9H98L96 12H95ZM104 14V15H103ZM111 24L112 23H110V24H108V26L109 27H111ZM10 52V50L8 49V53ZM25 82V81H27V75H26V77H24V79H22V80H19V82H18V84H21L22 82Z\"/></svg>",
    "mask_w": 264,
    "mask_h": 264
}]
</instances>
